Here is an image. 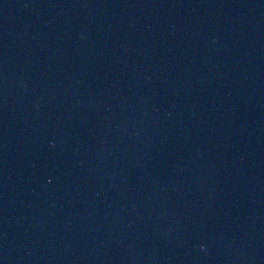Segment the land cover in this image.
I'll list each match as a JSON object with an SVG mask.
<instances>
[{"label":"water","instance_id":"1","mask_svg":"<svg viewBox=\"0 0 264 264\" xmlns=\"http://www.w3.org/2000/svg\"><path fill=\"white\" fill-rule=\"evenodd\" d=\"M0 264H264V0H0Z\"/></svg>","mask_w":264,"mask_h":264}]
</instances>
